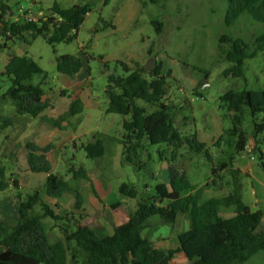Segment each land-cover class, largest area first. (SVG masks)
I'll return each mask as SVG.
<instances>
[{
  "label": "rangeland",
  "instance_id": "1",
  "mask_svg": "<svg viewBox=\"0 0 264 264\" xmlns=\"http://www.w3.org/2000/svg\"><path fill=\"white\" fill-rule=\"evenodd\" d=\"M6 1L10 7L8 14L11 17L15 12L19 15L18 10L21 7L24 12L38 14L41 11L46 12L54 4L63 9L90 4L92 10H100L102 22L98 24L95 34L89 32L86 25L81 28L79 34V42L85 44L86 52L92 58L89 62L88 89L92 95L90 99L99 105L97 109L87 108L80 114L68 113L67 116L55 117L56 126L39 117L18 114L15 97L24 92L20 88H13L12 82L0 75V183L6 182L10 185L9 189L0 190V202L3 203L0 205V225L11 226L17 221L19 202L24 201L35 191L43 193L45 190L43 182L50 173L68 182L70 189L63 193L62 198L56 199L59 206L57 212L65 220L59 223L51 219L43 221L51 243L64 239L60 229L64 224L70 232L75 231L77 220L81 225H88L102 235L109 234L116 218L124 213L134 212L140 200H146L154 195L157 184L168 181L171 169L172 173L178 170L180 174H185L194 187L190 194L198 197L200 203L237 193L252 211L261 210L264 204V171L257 160L247 155L249 152L236 157L234 169L242 171L238 175L237 184L240 186L238 190L231 168L222 174V182L216 180L219 188L215 189L212 184L213 167H217L230 155V150L225 144L219 148L214 146L209 148L210 158H207L205 153H195L186 143L179 148L166 144L149 145L142 153L141 161L145 166L151 162L152 166L148 168L144 166L139 170L127 163L123 147L115 141L120 140L123 135V117L106 113L108 99L105 89L108 84V73L103 62L109 64V73L123 76V70L117 62L127 60L130 54L127 48L140 45L137 43L140 37L150 38L155 44V64L156 57L159 56L161 60H165V74L170 72L172 75L167 81L169 94L184 102L185 95L179 93V90L183 89L190 100L187 102L188 108L180 109L173 114L176 129L184 136L198 132L211 137L217 129H223L225 132L232 126L230 113L220 100L224 93L264 90V49L256 58L245 61L244 77H225L224 72L231 65L223 55L229 46L221 44V38L227 36L240 39L252 50L258 34L264 32V24L251 22L247 17H242L234 26H226L227 0H158L155 5L146 0L139 20L134 22L133 32L124 41L122 38L126 33L128 19L132 15L131 0H2L4 4ZM10 21L16 22L13 17ZM153 22L163 24L161 33L157 32ZM27 39L29 43L10 41L7 49L0 48V73L4 72L10 56H28L42 70V73L34 76L30 83L48 92L49 95L50 90L57 91L61 86V75L57 72L55 64L56 58L65 53L78 55L80 52L78 41L53 48L41 37L35 40L29 37ZM6 41L4 31L1 30L0 47ZM206 73L209 74L208 79L205 78ZM196 80H200V83L195 84ZM68 93L71 98L76 95L72 88L68 89ZM50 101L55 100L51 98ZM140 105L145 106L142 102ZM174 108L178 110L177 107ZM183 118L188 120L184 127L181 125ZM244 130L251 133L249 114L244 121ZM8 132L14 136V144L9 143L10 146L4 138ZM41 134L44 137L39 139ZM97 134L108 135V138L103 140L105 155L100 159H90L80 145L92 142ZM72 137L79 146L77 150L72 142L65 145ZM28 142L31 147L37 149V152L28 148L29 145L24 149ZM43 144L47 145L43 147ZM49 146L52 149L43 153ZM251 148L252 144L248 151ZM30 154L37 158L45 155L51 165L50 172L29 171ZM242 157L246 161V166L241 163ZM26 166L28 173L22 174ZM72 167L76 171L83 168L87 172L88 180L85 182L73 180V173L69 171ZM245 170L249 171L250 176L245 174ZM14 180L18 181V187L14 186ZM90 183L93 184L92 190L102 203L119 201L122 202L121 207L112 208L110 203L111 207L102 209L101 203L95 199H90V206L87 205V194H91ZM123 184L133 186L138 191V198L133 200L122 196L119 189ZM12 196L14 197L11 198ZM7 202L10 209L4 211L3 206ZM77 202L79 204L85 202L88 212H82L78 206L76 207ZM34 212L41 210L36 207ZM221 215L229 218L231 213L227 210L221 212ZM69 218L71 221L66 220ZM150 222H153L151 226L154 229L150 232H148L150 228L145 230L142 236L153 239L154 248L166 249L173 248L174 238L178 232L184 230L187 218L180 215L177 223L172 226L158 219H152ZM0 249H4L1 243ZM172 264L188 263L182 258H177Z\"/></svg>",
  "mask_w": 264,
  "mask_h": 264
},
{
  "label": "trees",
  "instance_id": "2",
  "mask_svg": "<svg viewBox=\"0 0 264 264\" xmlns=\"http://www.w3.org/2000/svg\"><path fill=\"white\" fill-rule=\"evenodd\" d=\"M140 1L146 5V0ZM150 2L155 5L158 0ZM227 3L226 26H234L242 17L264 24V0H227ZM50 10L51 15L38 21L25 19L13 22L5 18L10 8L0 0V24L4 26V36L7 39L0 48L7 49L10 41L29 43L27 37L32 40L41 37L53 48L60 44L69 45L77 40L79 29L91 6L84 4L63 9L54 4ZM152 24L156 26L158 33L162 32V23ZM221 44L229 46L223 55L231 65L225 70L224 76L241 78L244 77L245 61L256 58L263 51L264 32L258 34L252 50L246 42L227 36L221 38ZM149 56L153 57L152 49ZM55 64L57 72L63 76L76 75L83 69L81 58L75 55L59 56ZM117 64L121 66L123 76L109 73V64L103 62L108 73L105 89L108 99L106 113L123 117V135L118 142L123 147L126 162L141 170L145 166L141 155L147 146L162 144L179 148L186 143L195 153H205L210 158L209 148L195 134L184 136L175 127V108L165 104L168 95L167 81L172 77L171 73L163 75L160 64H155L151 71L145 67L129 68L124 64ZM41 73L38 64L28 56H10L4 72L0 73L12 82L13 88H20L24 92L15 97L18 114L38 118L51 107L44 101L45 91L30 83L34 76ZM205 76L208 78L209 74L206 73ZM220 100L230 113L232 126L214 145L219 148L225 144L230 150V155L212 169V184L215 189L219 188L216 180L222 182V174L229 168L233 170L236 184L238 183L240 170L234 169L236 157L247 152L259 162L264 171V90L228 91ZM140 102L145 106H141ZM81 112L80 103L75 101L70 107V115ZM247 114L251 118L250 134L244 130ZM49 122L57 125L54 120ZM250 143L252 148L248 151ZM28 148L37 152L35 147L29 145ZM81 148L90 159H100L105 155L103 141L98 138ZM51 149L49 146L43 153ZM28 165L29 171L33 173H49L51 170L45 155L37 158L30 154ZM69 171L73 173L75 181L88 180L83 168L76 171L72 167ZM14 186L18 187L16 180ZM8 188V183H0V190ZM236 188L238 190L240 186L237 184ZM193 189L185 174L173 177L169 184H157L154 195L140 200L129 220L123 225L114 226L112 234L102 235L88 225H81L77 220L75 231L70 232L64 224L60 227L64 239L51 243L43 221L51 219L59 223L65 218L57 212V205H51L44 198L60 199L70 189L68 182L50 173L43 193L35 191L20 202L18 223L15 226L3 224L0 227V243L4 248L0 249V264H172L178 255H184L189 264H245L257 253L264 252V232L257 234L264 216L262 210L252 211L237 193L200 203L198 197L190 194ZM119 192L129 199L138 198V191L128 184H123ZM36 207L41 212L35 213ZM116 207L119 204L112 206ZM227 210L231 216L224 218L221 212ZM180 215L187 218L190 227L178 235V248H154L152 242L142 236L145 230L151 228L152 219L172 226L177 223ZM66 220L71 221L70 218Z\"/></svg>",
  "mask_w": 264,
  "mask_h": 264
},
{
  "label": "crops",
  "instance_id": "3",
  "mask_svg": "<svg viewBox=\"0 0 264 264\" xmlns=\"http://www.w3.org/2000/svg\"><path fill=\"white\" fill-rule=\"evenodd\" d=\"M105 1H107V0H105ZM5 3L9 7V5L7 4V1ZM131 3H132V7H131L132 15L128 19V24H127V27H126V33H125V35L122 38V40H124V41L127 40L129 38L130 34L133 32L134 22L139 20V17L142 14V11H141L142 10V6H144L143 3L140 0H131ZM50 9H48L46 12H42L41 11L38 14H36L34 12H31V11H27V12H22V13L18 12L19 15H16L15 14L16 12H15L12 17L15 18V21H20L19 18H22L23 20H25L27 18H30L33 21H38V20L42 19L45 16L51 15L52 12H51ZM11 10L13 11V9H11ZM12 17L9 14H7L5 16V18L7 20H11ZM100 20H102L101 15H100V10L95 11V10L91 9L90 12L88 13L83 25L81 26V28L86 25L88 30H89V32H92V33L95 34L97 32V28H98V24L100 23ZM81 28L79 29L78 38H77L78 47L80 49V52L76 56H79L81 58L82 63H83V69H82V71L80 73H78L76 75H73V76H63V75H61V78H60L61 86H60V88L57 91L50 90L49 91V95H47L48 92L45 91L44 101H47L51 105V107L40 114L39 118H41L42 120H45V121L49 122L50 120H54L55 117H61L63 115L67 116L69 111H70L71 105L75 101H78L79 103H81V101H82V104H81L82 107H83L82 110H85L87 108H96L97 109L99 107V105L95 104L90 99L92 97V95H91V93H90V91L88 89L89 88V81H90L89 62H90V60L92 58L86 52L87 48H86L85 44L79 42V34H80ZM1 30L4 31V26L2 24H0V31ZM137 41H138L137 43H140V45H138L136 47L132 46V47L127 48L128 51L130 52L129 56L127 57V60L125 62L124 61L123 62L118 61L117 63L124 64L127 67H129V68H135L136 66L145 67L150 59H154L155 60V44L150 40V38L140 37V39H138ZM151 49L153 50V57L149 56V51ZM63 55H75V54H73V53H65V54H62L61 56H63ZM156 63L162 65V74L163 75H167V74H165L166 73L165 66H164L165 65V60H161L159 58V56H157L156 57ZM206 79H208V78H206ZM194 83L195 84L196 83H200V80H196V81H194ZM69 88H72L74 93H76V95L73 98H71V96L68 93V89ZM179 93L185 95L184 102L179 101L178 99L173 97L171 94H169V92H168V95H167L166 100H165V104L166 105H169L170 107H177L178 110H175L177 112L180 109H184L186 107L188 108L189 104H187V102L190 101L188 96H187V94H186V92L183 89H180ZM51 98H53V100H55V101H53V102L50 101ZM71 100H72V102H70ZM49 111H51V112L48 113ZM182 123L183 124H181V125H183V127H184V124L188 123L187 118H183ZM209 130H210V128H209ZM223 133H224L223 129H220V130L217 129L215 131V133L212 134L211 137H208V136H206V135H204L202 133L198 134V132L195 133V135L197 136L198 140L201 143H204V144H206V146L208 148H211V147H213L215 145V143L219 140V138L223 135ZM42 136L43 135L41 134V137L39 136L40 137L39 139L44 137V136L43 137ZM4 138L6 139V141L8 143V146H10L11 144H14V136L13 135L11 136V134L9 132L5 135ZM95 138L101 139L103 141L106 138H108V135L107 134H102V135L97 134V135H95ZM24 139H26V138L24 137ZM115 141L118 143V140H115ZM71 142L73 143L75 150H77L79 146L77 145V143H75V138H73V137L71 138L70 141L65 142V145L66 144H70ZM9 143H11V144H9ZM103 144H104V142H103ZM28 145H30V142H28L26 144L24 149H26V147ZM46 145L47 144H43V147L46 146ZM83 145H85V144L82 143L80 146L82 147ZM242 158L243 159H242L241 163H242L243 166H246L247 165L246 161L244 160V157H242ZM152 165L153 164L151 162H149L148 164H146L145 168H148L149 166H152ZM170 172L171 173H170V176H168L169 177L168 181L164 182L166 184H169L170 180L173 177H179V176L183 175V173L180 174V172L178 170H176L175 172L172 173V169H171ZM21 173L22 174L23 173H28V166H26L22 170ZM245 174H248L250 176V173H249L248 170H245ZM152 176H153V174H152ZM85 181H87V180H83L81 182H85ZM46 183H47V179H46V181L43 182V185L46 186ZM92 186H93V184L90 185L91 194L90 193L87 194V192H86V194L88 196L87 197V202H88L87 205L90 204L89 203L90 199H95V200H97L98 202L101 203L102 209H104V207L105 208L111 207V206H113V204L114 205L119 204V206L121 207L122 202H119V201H111V202L102 203L101 200L97 197L96 193L92 190ZM9 188H10V185H9ZM13 197L14 196H12L11 198H13ZM44 199H45V201L49 202L51 205H57L58 206V201L56 199L55 200L54 199H48V198H44ZM20 202H19V204H20ZM110 203H111V206H110ZM1 204H3V203L0 202V205ZM19 204H18V207H19ZM3 207H4L3 208L4 211H8L10 209L9 208V202H7ZM18 207H17V213H18ZM78 207H79V209H81L82 212H88V206L85 205V202H81V204H79ZM261 207H262L261 210H262L263 215H264V204ZM121 209L123 210V208H121ZM132 214H133V212L132 213H128V214L124 213V214L120 215L119 218H116L114 220L113 227L114 226H120V225H123L124 223H126L129 220V218L131 217ZM18 221H19V215H18L17 221L11 226H15L18 223ZM263 223H264V216H263V220L261 222V225L259 226V228L257 230V234H260V233L264 232V228L262 229ZM2 225L3 224H1L0 227ZM189 227H190L189 221L187 220V222L185 224V228H184V230L182 232H185V231L189 230ZM152 229H154L153 226H151V228L148 230V232L152 231ZM112 231H113V228H112L111 232L109 234H107V235L112 234ZM182 232H178L177 236L174 238V243H173L174 246H173L172 249H176V248L179 247L178 235L180 233H182ZM1 239H2V234H1ZM145 239L151 241L153 246H155L153 239H151V238H149L147 236H146ZM175 241H176V244H175ZM177 258H182L184 261L187 262V259H186V257L184 255H178L175 258V260H177ZM245 264H264V252L257 253L256 255H254Z\"/></svg>",
  "mask_w": 264,
  "mask_h": 264
},
{
  "label": "water",
  "instance_id": "4",
  "mask_svg": "<svg viewBox=\"0 0 264 264\" xmlns=\"http://www.w3.org/2000/svg\"><path fill=\"white\" fill-rule=\"evenodd\" d=\"M155 68V60L154 59H150L147 63V65L145 66V69L151 71ZM248 156H250L249 153H247Z\"/></svg>",
  "mask_w": 264,
  "mask_h": 264
},
{
  "label": "built area",
  "instance_id": "5",
  "mask_svg": "<svg viewBox=\"0 0 264 264\" xmlns=\"http://www.w3.org/2000/svg\"><path fill=\"white\" fill-rule=\"evenodd\" d=\"M19 12H21V13L24 12L22 7L19 9ZM27 20H29V21H33V20L30 19V18H27Z\"/></svg>",
  "mask_w": 264,
  "mask_h": 264
}]
</instances>
